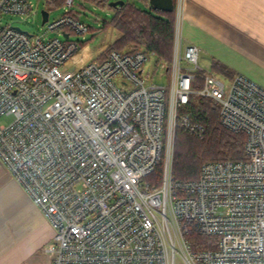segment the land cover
Instances as JSON below:
<instances>
[{
	"label": "built area",
	"instance_id": "obj_1",
	"mask_svg": "<svg viewBox=\"0 0 264 264\" xmlns=\"http://www.w3.org/2000/svg\"><path fill=\"white\" fill-rule=\"evenodd\" d=\"M74 1L48 24L61 38L4 24L35 4L0 0V119L11 117L0 123V159L54 229L51 264H264V86L200 65L199 46L182 35V0L172 59L158 58L166 83L150 79L155 53L143 48L87 60L70 38L90 28ZM193 95L246 134L244 155L181 180L176 130L206 135L188 112ZM158 166L160 181L148 179Z\"/></svg>",
	"mask_w": 264,
	"mask_h": 264
},
{
	"label": "crops",
	"instance_id": "obj_2",
	"mask_svg": "<svg viewBox=\"0 0 264 264\" xmlns=\"http://www.w3.org/2000/svg\"><path fill=\"white\" fill-rule=\"evenodd\" d=\"M182 6L185 43L264 86V0H182ZM53 236L51 223L0 159V264H51L45 247Z\"/></svg>",
	"mask_w": 264,
	"mask_h": 264
},
{
	"label": "trees",
	"instance_id": "obj_3",
	"mask_svg": "<svg viewBox=\"0 0 264 264\" xmlns=\"http://www.w3.org/2000/svg\"><path fill=\"white\" fill-rule=\"evenodd\" d=\"M66 0H47L50 5L64 3ZM102 6H108L110 0H94ZM147 2L148 0H144ZM176 0H174V6ZM174 11H164L140 7L136 2L126 1L118 6L109 21H105L103 28L108 26L120 30L121 36L114 41L102 57L112 49L133 52L141 47L154 52L159 59L171 61L173 54L175 16ZM164 13L166 15H164ZM84 47V42L81 41ZM129 47L128 49H124ZM100 57V58H102ZM213 68L226 75H234L230 69L217 60H213ZM201 73L199 74V76ZM188 112L206 126L204 139L187 134L181 129L176 130L173 156V171L177 179L186 180L197 178L201 166L208 160L240 158L244 155L246 134L227 129L222 123L218 104L209 98L193 95L188 106ZM162 166L148 176V179L160 181ZM196 244L206 241L207 237L193 233Z\"/></svg>",
	"mask_w": 264,
	"mask_h": 264
},
{
	"label": "rangeland",
	"instance_id": "obj_4",
	"mask_svg": "<svg viewBox=\"0 0 264 264\" xmlns=\"http://www.w3.org/2000/svg\"><path fill=\"white\" fill-rule=\"evenodd\" d=\"M33 1L35 6L31 13L24 15L14 13L3 15V23L5 24L11 22L13 26L19 27L22 30L33 34L44 33L47 37L59 35L61 38H64L63 34H59L54 30H48V24L63 15V13L68 9L66 1L53 6L50 5L47 0ZM110 1L108 6H102L94 0H75L73 6L71 7L78 14L81 20L90 26L88 32L78 33L72 31L70 36L71 39L81 40L84 42L85 45L81 54L84 55L87 60L102 57V55L113 46L114 41L121 36L120 30L115 27L108 26L105 29H102L104 22L109 21L117 10V7L110 5ZM126 1H135L140 7L146 6L144 0ZM44 8L49 10V21L42 23V10ZM164 15L166 14L164 13ZM174 16H177L176 9L174 11ZM141 47H144V45L140 46V48ZM128 48L129 47H126L124 49ZM162 63L163 62L158 63V56L156 54H151L147 62V68L150 71V79L164 84L167 82L168 77ZM199 63L205 70H214L212 57L203 49L199 52ZM10 120L11 117H4L0 119V123H9Z\"/></svg>",
	"mask_w": 264,
	"mask_h": 264
},
{
	"label": "water",
	"instance_id": "obj_5",
	"mask_svg": "<svg viewBox=\"0 0 264 264\" xmlns=\"http://www.w3.org/2000/svg\"><path fill=\"white\" fill-rule=\"evenodd\" d=\"M126 0H112L110 5L113 7H118L123 5ZM149 3L155 9H160L164 11H173L174 10V0H149ZM49 18L48 9L44 8L42 10V23H45ZM67 35V34H66Z\"/></svg>",
	"mask_w": 264,
	"mask_h": 264
}]
</instances>
